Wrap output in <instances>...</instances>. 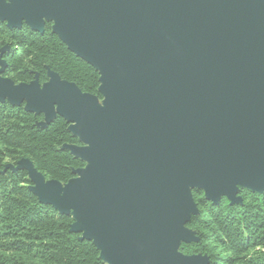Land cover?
I'll list each match as a JSON object with an SVG mask.
<instances>
[{"label":"water","instance_id":"95a60500","mask_svg":"<svg viewBox=\"0 0 264 264\" xmlns=\"http://www.w3.org/2000/svg\"><path fill=\"white\" fill-rule=\"evenodd\" d=\"M55 34L99 74L82 93L47 69L48 80L4 77L0 103L56 117L80 145L84 167L65 184L25 170L40 203L71 216L104 264H208L186 256L192 190L217 204L239 188L264 192V0H0V23Z\"/></svg>","mask_w":264,"mask_h":264},{"label":"trees","instance_id":"16d2710c","mask_svg":"<svg viewBox=\"0 0 264 264\" xmlns=\"http://www.w3.org/2000/svg\"><path fill=\"white\" fill-rule=\"evenodd\" d=\"M5 47L3 76L15 84L29 83L36 74L42 84L49 69L82 93L101 98L98 72L70 52L50 24L38 33L26 25L9 29L0 23V49ZM42 120L43 115L27 112L23 104L0 103V264H104L92 242L70 231L71 216L59 214L31 193L25 170L6 169L28 159L45 179L65 184L73 170L84 166L63 149L80 145L68 123L58 116L37 127ZM240 196V204L226 198L212 204L201 192L194 193L198 215L187 227L198 241L181 244L180 252L206 256L208 264H264V192Z\"/></svg>","mask_w":264,"mask_h":264},{"label":"rangeland","instance_id":"374dc122","mask_svg":"<svg viewBox=\"0 0 264 264\" xmlns=\"http://www.w3.org/2000/svg\"><path fill=\"white\" fill-rule=\"evenodd\" d=\"M47 24H50V29H51V27H52V22H47ZM44 30H45V27H44ZM36 77H37V80H38V75L36 74L35 75ZM46 76H47V72H46ZM47 80H48V77H47ZM38 82H39V80H38ZM46 82V81H45ZM44 82V83H45ZM40 84V83H39ZM43 84V83H42ZM98 100L100 101V102H102L103 101V98L101 97V98H98ZM8 165H11V166H14V165H12V164H7L6 165V167L8 166ZM84 167V166H83ZM47 180V179H46ZM196 192H201L202 194H203V197H204V192L202 191V190H197V189H193L192 190V196H193V194L194 193H196ZM242 192H251V191H248V190H245V189H240L239 188V193H238V196L240 197V199H241V196H240V193H242ZM253 193V192H252ZM256 194H258V193H256ZM194 201V200H193ZM241 201H242V199H241ZM195 203V202H194ZM241 203V202H240ZM240 203H237V204H240ZM195 205H196V203H195ZM197 207V206H196ZM198 215V209H197V214H193L192 216H191V218L192 217H195V216H197ZM191 220V219H190ZM190 222V221H189ZM188 222V223H189ZM187 223V224H188ZM187 224H186V228L191 232V234L196 238V236H195V232L193 231V230H191V229H189L188 227H187ZM261 252H264V249H261L260 250Z\"/></svg>","mask_w":264,"mask_h":264}]
</instances>
